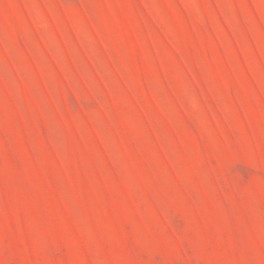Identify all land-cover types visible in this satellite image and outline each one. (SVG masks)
Masks as SVG:
<instances>
[{
    "label": "rangeland",
    "instance_id": "1",
    "mask_svg": "<svg viewBox=\"0 0 264 264\" xmlns=\"http://www.w3.org/2000/svg\"><path fill=\"white\" fill-rule=\"evenodd\" d=\"M0 264H264V0H0Z\"/></svg>",
    "mask_w": 264,
    "mask_h": 264
}]
</instances>
